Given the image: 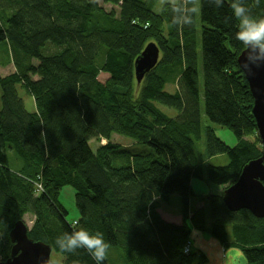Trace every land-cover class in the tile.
Wrapping results in <instances>:
<instances>
[{
	"label": "trees",
	"instance_id": "trees-1",
	"mask_svg": "<svg viewBox=\"0 0 264 264\" xmlns=\"http://www.w3.org/2000/svg\"><path fill=\"white\" fill-rule=\"evenodd\" d=\"M102 1L117 11L95 0H0V43L14 69L0 77V262L10 257V230L31 214L28 237L63 264H95L84 249L64 254L56 245L80 227L101 231L122 264H204L199 251L184 253L191 227L238 248L246 264H263L264 218L229 212L222 196L189 213L193 179L207 172L210 184L229 187L261 155L231 0L219 8L201 0L194 23L182 28L167 8L154 10L159 0ZM245 3L264 17V0ZM150 43L159 60L137 84L134 62ZM218 127L233 134V147L216 136ZM112 134L149 151L117 152L111 143L91 150L90 140ZM202 154L226 155L228 163L206 169ZM63 188L74 193L75 219L60 204ZM173 197L178 218L159 207ZM108 258L102 264H115Z\"/></svg>",
	"mask_w": 264,
	"mask_h": 264
},
{
	"label": "water",
	"instance_id": "water-1",
	"mask_svg": "<svg viewBox=\"0 0 264 264\" xmlns=\"http://www.w3.org/2000/svg\"><path fill=\"white\" fill-rule=\"evenodd\" d=\"M246 49L237 58L253 98L252 115L261 142V155L243 168L237 180L226 188L222 202L229 212L247 210L253 217L264 218V65L252 67L251 72L243 66ZM160 51L154 43L145 46L134 62V76L140 84L145 74L151 71L159 60ZM13 244L10 257L0 264H51V247L35 242L28 237L23 221L15 223L9 232ZM264 264V263H263Z\"/></svg>",
	"mask_w": 264,
	"mask_h": 264
},
{
	"label": "clouds",
	"instance_id": "clouds-1",
	"mask_svg": "<svg viewBox=\"0 0 264 264\" xmlns=\"http://www.w3.org/2000/svg\"><path fill=\"white\" fill-rule=\"evenodd\" d=\"M257 4L259 0H256ZM216 7H223L224 0H210ZM162 7L167 8L176 27L191 26L200 12L201 0H163ZM230 8L233 17L238 21L236 39L245 47L243 66L251 72L252 67L264 65V17H255L245 0H231ZM56 245L61 253L76 254L78 249H84L95 261L102 264L106 259L110 244L104 234L80 227L71 233L65 232L57 237Z\"/></svg>",
	"mask_w": 264,
	"mask_h": 264
},
{
	"label": "rangeland",
	"instance_id": "rangeland-1",
	"mask_svg": "<svg viewBox=\"0 0 264 264\" xmlns=\"http://www.w3.org/2000/svg\"><path fill=\"white\" fill-rule=\"evenodd\" d=\"M100 7H103L107 11H111L116 9L117 7L111 6L109 4L102 3L101 0H96ZM163 5V0H159L157 4V8H154L156 12L161 9ZM6 43H0V77L6 76L14 71L12 62L8 60L7 52H6ZM106 75H100L99 80L104 81L106 79ZM35 79V78H34ZM198 87L200 90L202 89V77L199 73V84ZM166 90L169 93L174 92V88L172 86H168ZM19 95L22 98L24 102L25 109L29 112L34 111V103L32 97H30L25 90L19 89ZM1 96V91H0ZM1 106V102H0ZM158 107L165 112L170 117H175L177 114L175 110L169 109L164 106L158 105ZM215 134L216 136L228 147H233L236 144V140L233 136V134L225 128H215ZM258 136V135H256ZM255 134H252V138H256ZM107 143H111L112 145H115L118 147L117 152L122 151H128L131 153H144L149 151L148 145H142L138 144L135 141L131 140V138L126 136H121L117 134H112L111 138L109 140H103L99 142V140L92 139L89 141L91 150L94 152L97 150L98 147L105 145ZM200 147H203V149L200 148L201 152L204 150V145H201ZM201 163L204 168L207 169L206 166H224L228 163V158L226 155H219V156H213L208 157L205 154H202ZM190 187L192 189V192L194 194V197L190 199L189 202H191L192 206V214L195 210L199 209L200 207H204L206 205V197H221L223 191L228 187V185L225 186H214L210 184L207 180V172L206 174H203V177L201 180L193 179L191 181ZM38 192L36 194H39L40 188L36 187ZM197 196V197H195ZM60 204L63 207V209L68 212L70 219H75L76 210L74 207V193L70 188H63L60 194ZM172 205L175 207L177 202H179V199L177 197H173L171 199ZM175 202V203H174ZM177 209V208H176ZM24 224L28 227V230L32 228L35 222V218L31 214H26L22 218ZM73 221V220H72ZM71 221V222H72ZM190 242V241H189ZM108 259L111 262H114L115 264H122V260L118 254V252L114 249L108 250ZM1 260V259H0ZM50 260L52 264H63V257L60 254H57L53 251H51Z\"/></svg>",
	"mask_w": 264,
	"mask_h": 264
},
{
	"label": "crops",
	"instance_id": "crops-1",
	"mask_svg": "<svg viewBox=\"0 0 264 264\" xmlns=\"http://www.w3.org/2000/svg\"><path fill=\"white\" fill-rule=\"evenodd\" d=\"M159 207L165 214L174 215L177 218L181 215L180 201L175 207L172 205V201L169 204H161ZM192 212L191 202H189L190 215ZM189 235L190 251L202 253L205 256L204 264H246V259L238 248L223 246L209 234V231L201 232L191 227Z\"/></svg>",
	"mask_w": 264,
	"mask_h": 264
},
{
	"label": "built area",
	"instance_id": "built-area-1",
	"mask_svg": "<svg viewBox=\"0 0 264 264\" xmlns=\"http://www.w3.org/2000/svg\"><path fill=\"white\" fill-rule=\"evenodd\" d=\"M189 252H190V247H189V245H187V246H185V248H184V253L187 254V253H189Z\"/></svg>",
	"mask_w": 264,
	"mask_h": 264
},
{
	"label": "bare ground",
	"instance_id": "bare-ground-1",
	"mask_svg": "<svg viewBox=\"0 0 264 264\" xmlns=\"http://www.w3.org/2000/svg\"><path fill=\"white\" fill-rule=\"evenodd\" d=\"M96 1V0H95ZM102 1V0H101ZM97 2V1H96ZM98 3V2H97ZM102 3H103V1H102ZM99 5V4H98ZM106 10V9H105ZM101 141H103V140H101ZM27 227V226H26ZM27 229H28V227H27ZM52 264V263H51Z\"/></svg>",
	"mask_w": 264,
	"mask_h": 264
}]
</instances>
